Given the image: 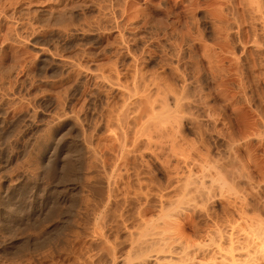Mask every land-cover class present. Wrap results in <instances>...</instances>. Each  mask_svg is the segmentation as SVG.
<instances>
[{"label": "rangeland", "instance_id": "1", "mask_svg": "<svg viewBox=\"0 0 264 264\" xmlns=\"http://www.w3.org/2000/svg\"><path fill=\"white\" fill-rule=\"evenodd\" d=\"M12 192L0 264L201 261L264 227V0H0Z\"/></svg>", "mask_w": 264, "mask_h": 264}, {"label": "bare ground", "instance_id": "2", "mask_svg": "<svg viewBox=\"0 0 264 264\" xmlns=\"http://www.w3.org/2000/svg\"><path fill=\"white\" fill-rule=\"evenodd\" d=\"M70 152L69 147H67L65 154L70 155ZM56 153L57 152L55 151L54 154ZM69 155L67 156V159H69ZM64 162L62 168L67 172L70 170V165L68 166L67 161L64 160ZM38 194L41 198H38L37 201L41 203L40 205H45V202H48V199L46 197L43 198V195L40 192H38ZM18 196L19 195L16 192H12L8 199L0 201V206L6 212L11 213L8 215V218L11 217L10 219L13 220L18 219V216L12 215L14 211L13 206L18 205L20 202ZM38 206L39 205H37V207ZM254 222L257 221L254 220ZM253 225L248 226L249 229L246 234H244L246 235L245 237L244 235L243 237L241 235H234L235 231H230L231 233L227 234V232L222 233L215 230V232L210 235L209 243L197 246L198 252L202 254L204 259L201 261H195V259L189 255L186 247L170 245L161 251L147 252L148 254L143 255V257L136 260V263L134 264H264V227L259 226L257 230V226L254 225L256 226L254 227ZM250 227H252V229ZM231 228L233 229V227Z\"/></svg>", "mask_w": 264, "mask_h": 264}]
</instances>
